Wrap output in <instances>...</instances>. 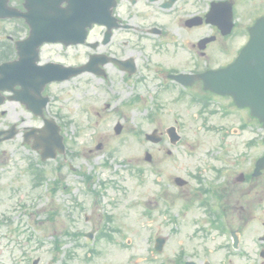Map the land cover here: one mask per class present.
<instances>
[{"label":"rangeland","instance_id":"1","mask_svg":"<svg viewBox=\"0 0 264 264\" xmlns=\"http://www.w3.org/2000/svg\"><path fill=\"white\" fill-rule=\"evenodd\" d=\"M25 31L20 22L5 21L0 23V41L8 35L16 39ZM124 39L125 35L118 32L113 41L118 44ZM140 57L139 62L145 64ZM41 58L81 62L87 58V51L77 48L61 54L49 46L43 48ZM133 80L112 73L103 79L85 74L45 90L51 98L48 116L63 126L60 132L65 147L63 154L40 162L38 167L45 171L41 185L33 184L27 169L29 163L39 161L38 153L22 144L21 133L0 144V264H32L37 258V264H62L67 254L71 264H166V254L180 242L188 244L192 229L189 214L195 212L201 217L199 210L180 216L184 220L179 228L184 231L173 232L166 219V192L169 196L174 192L169 184L171 176L190 179L197 171L212 176L219 167L225 168L223 175L234 176L249 168L260 154L259 135L230 134L229 128L237 121L218 114L207 120L208 126L226 124L228 133L204 127L199 106L189 103L188 98L178 100L174 88H166L163 97L137 95L128 104L136 93L154 94L160 89L152 86L155 82L151 76L140 84ZM157 104L161 105L159 113L153 112ZM133 108L136 111L131 113ZM0 111H4L0 128L12 122L20 129L42 124L16 102H6ZM153 113L157 114L151 117ZM117 123L122 126L118 135L113 130ZM173 124L181 135L177 144H170L164 135L158 144L144 139V133L153 128L162 132ZM248 138L256 145L246 149ZM146 151L152 156L150 162L143 158ZM82 172L92 176L89 182ZM55 178L60 183L51 196L49 183ZM179 207L180 202H174L169 213L179 215ZM52 209L57 210L53 223L46 221ZM106 226L112 240L100 235ZM87 232H94L91 240L86 238ZM257 232L251 228L241 233V251ZM168 233L172 237L167 249L165 242L162 252L157 253L153 249L155 237L166 239ZM215 234L213 231L205 244L206 251L212 250L215 264H247L242 253L229 256L231 261L223 263L219 242L226 244L227 234ZM54 239L59 240L56 248Z\"/></svg>","mask_w":264,"mask_h":264},{"label":"flooded vegetation","instance_id":"2","mask_svg":"<svg viewBox=\"0 0 264 264\" xmlns=\"http://www.w3.org/2000/svg\"><path fill=\"white\" fill-rule=\"evenodd\" d=\"M213 2L223 3L216 6V13L220 14L225 22L231 12L230 33L223 34L218 25L206 22V13ZM114 16L120 26L116 31L130 33L132 40L123 42L124 50L116 48V53L104 55L117 61L131 60L132 64L111 61L102 67L104 76L107 66H110L128 77L136 76L140 71H148L152 73L154 79L165 85L198 88L204 100L200 108L201 114L205 116L202 117L204 127L207 126L205 122L217 114L208 101L216 98L225 100L226 105L220 107L221 114L229 115L232 121H237V128H231L230 131L259 135L261 153L264 152V128L250 117L247 108L236 109L229 96L215 95L202 90L204 84L200 80L190 81L188 78L171 77L176 74L191 77L229 64L248 40V28L257 18L264 17V0H117ZM194 17L199 23L188 21ZM100 28L102 32L99 41L95 39L93 41L97 42L95 48L100 46L106 49L112 42L114 31L110 40L103 43L102 35L105 28L103 26ZM204 39L207 40L203 41ZM90 44L85 45L91 47ZM123 52L133 56L124 55ZM140 53L147 56L148 62L143 66L135 58V55ZM145 77L138 81H144ZM206 100L207 105H204ZM229 110L234 113L228 112ZM245 147L249 149L251 146L247 144ZM251 172L248 169L245 174L236 177L194 176V185L197 187L195 198L196 202L204 205L206 209L230 215L233 221L236 220L239 228L242 226L257 228L258 234L247 240L244 257L247 264H264V169L256 178L251 177ZM217 182L221 184L218 185ZM237 182L242 184L243 188L236 190ZM189 183L187 181L184 187H188ZM193 193V188L183 191L186 196H193ZM207 225L211 226V223L207 222ZM202 231L199 226L196 232L198 238H190L188 244L180 242L171 253L166 254V264H184L187 260L202 264L206 261L211 263L215 261L210 253L212 250L208 248L206 251L205 244L208 238H201Z\"/></svg>","mask_w":264,"mask_h":264},{"label":"water","instance_id":"3","mask_svg":"<svg viewBox=\"0 0 264 264\" xmlns=\"http://www.w3.org/2000/svg\"><path fill=\"white\" fill-rule=\"evenodd\" d=\"M63 1L66 2L65 6H62ZM114 2L115 0H25L26 12H19L9 8L6 3L1 5L0 0V17H23L30 27L28 38L16 42L18 59L0 65V90H13L15 85L20 84L27 92L34 91L38 94L46 81L58 79L56 74L64 73L58 70L59 67H39L35 64L37 47L45 41L69 43L80 40L92 23L110 21ZM66 70L75 72L74 69ZM213 74L215 81L207 84L205 88L232 94L233 90L236 91L239 93V102H236L239 105H249L253 114L264 121V93L260 94V89L264 87V20L258 21L251 29V40L237 59L227 68ZM14 99L25 101L19 94ZM2 101L3 98H0V103ZM34 106L29 105L35 110ZM1 133L9 134L0 138V141L12 137L15 131L11 129ZM170 134L172 141H175L177 137L172 133V129ZM146 138L154 142L159 140L155 131L146 135ZM48 155H54L53 148H49ZM42 157L44 158L43 154ZM146 158L150 159V156L147 155ZM260 165H264V157L258 160L257 166Z\"/></svg>","mask_w":264,"mask_h":264},{"label":"bare ground","instance_id":"4","mask_svg":"<svg viewBox=\"0 0 264 264\" xmlns=\"http://www.w3.org/2000/svg\"><path fill=\"white\" fill-rule=\"evenodd\" d=\"M135 149H137V147Z\"/></svg>","mask_w":264,"mask_h":264}]
</instances>
